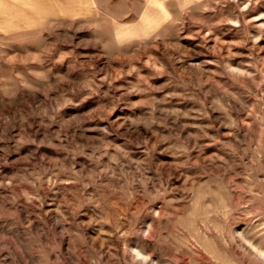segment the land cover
I'll return each instance as SVG.
<instances>
[{
	"label": "rangeland",
	"instance_id": "1",
	"mask_svg": "<svg viewBox=\"0 0 264 264\" xmlns=\"http://www.w3.org/2000/svg\"><path fill=\"white\" fill-rule=\"evenodd\" d=\"M0 264H264V0H0Z\"/></svg>",
	"mask_w": 264,
	"mask_h": 264
}]
</instances>
